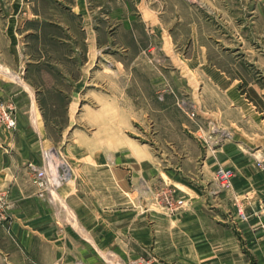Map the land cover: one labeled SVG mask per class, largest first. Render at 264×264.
Returning <instances> with one entry per match:
<instances>
[{"label":"crops","instance_id":"crops-1","mask_svg":"<svg viewBox=\"0 0 264 264\" xmlns=\"http://www.w3.org/2000/svg\"><path fill=\"white\" fill-rule=\"evenodd\" d=\"M180 1L175 7L185 5ZM163 3L167 9L174 7L170 0H134L133 5L132 0H0V55L10 51L23 62L21 68L11 66L22 80L0 73V106L11 104L16 121L14 131L0 127V196L5 195L10 215L9 224L0 226V264H264V142L259 143L264 119L254 101L239 93L241 80L229 83L220 68L200 63L210 84L250 120V127L238 133L247 143L257 141L254 146L244 141L226 144L207 152L197 173H184L179 167L159 169L147 149L132 142L115 147L113 137L106 143L98 138L90 149L80 145L86 160L57 189L54 202L39 197L32 183L28 166L40 167L42 152L55 144L47 117L36 106V98L44 93L40 89L51 84L32 78L33 71L45 66L29 60V52L22 55L20 39L40 38L51 24L58 22L60 28L61 22L73 20L79 22L81 36L90 39L88 53L95 54V22L120 23L132 37L136 23L158 33L165 21L157 7ZM174 12L177 23L194 24L193 16ZM190 28L194 32V25ZM47 34L43 37L50 39ZM197 66L181 64L178 69ZM186 77L188 84L195 83L188 73ZM155 80L158 87H176L162 74ZM157 102L161 106L174 100L162 95ZM132 149L139 152L133 155ZM219 167L232 171L228 191L214 180ZM157 181L174 185L175 197L184 201L176 213L169 214L151 196Z\"/></svg>","mask_w":264,"mask_h":264},{"label":"rangeland","instance_id":"rangeland-1","mask_svg":"<svg viewBox=\"0 0 264 264\" xmlns=\"http://www.w3.org/2000/svg\"><path fill=\"white\" fill-rule=\"evenodd\" d=\"M170 1L174 7L167 9L164 3L157 7L165 21L158 33L136 23L132 37L121 30L120 23L95 22V54L88 53L90 39L81 36L79 22L73 20L60 21V28L58 22L51 24L50 39L43 37L48 31L40 38L20 39V48H25L22 55L29 52V60L45 66L30 74L37 83L51 84L40 89L44 93L36 98V106L50 125L54 163H60L58 168L68 178L86 160L82 143L90 149L111 137L115 147L129 141L146 148L152 162L163 171L179 167L184 173H197L207 152L249 140L242 139L238 129L250 127V120L237 103L210 84L203 64L220 68L229 76V83L241 80L239 93L254 101L264 119V0H217L210 5L181 0L185 4L181 7H175L178 0ZM174 10L185 18L193 16L194 24L177 23ZM133 11L137 12L136 8ZM194 63L197 68L178 69L181 64ZM22 64L10 51L0 55L1 74H14L22 80L18 70L13 73L11 69ZM187 73L195 80L193 85L187 83ZM160 74L166 82H176L173 91L156 85ZM80 78V85L74 86ZM162 95L173 96L174 102L160 106L157 100ZM108 114L113 118H107ZM259 140L264 142V138ZM254 143L257 141L247 144ZM138 152L132 149L133 155ZM158 181L149 191L164 208L161 193L168 190L175 194L176 190H172L174 185Z\"/></svg>","mask_w":264,"mask_h":264},{"label":"built area","instance_id":"built-area-1","mask_svg":"<svg viewBox=\"0 0 264 264\" xmlns=\"http://www.w3.org/2000/svg\"><path fill=\"white\" fill-rule=\"evenodd\" d=\"M0 127L9 131L16 129V121L14 118V107L10 105L0 106ZM42 163L40 167L29 165V171L32 174V183L38 188L37 195L46 197L49 202L55 201L57 189L64 184L69 178L67 174L61 171L54 163L52 152L50 150L43 151L41 155ZM59 162V161H58ZM232 171L219 168L215 172V180L219 188L230 190ZM161 202L169 214L176 213L185 204L181 199H177L173 191H164L161 193ZM9 206L5 200V195L0 196V226H6L10 222ZM144 264H149L144 262Z\"/></svg>","mask_w":264,"mask_h":264}]
</instances>
